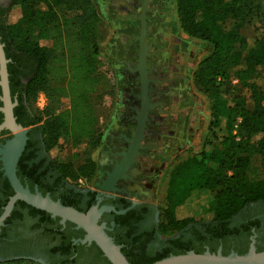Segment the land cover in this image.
<instances>
[{
  "label": "trees",
  "instance_id": "obj_1",
  "mask_svg": "<svg viewBox=\"0 0 264 264\" xmlns=\"http://www.w3.org/2000/svg\"><path fill=\"white\" fill-rule=\"evenodd\" d=\"M176 4L184 33L213 47L200 62L198 78L211 102V124L217 126L224 120L226 135L205 142L198 152L172 168L160 218L162 234L178 233L197 221L188 211V204L205 192H213L214 197L202 221L227 222L249 204L264 201V91L255 80L259 67L264 65V0H177ZM12 6H19L20 11L2 19L0 39L10 59L12 95L19 93L18 106L28 115L22 118L16 111L18 122L39 132L46 159L64 185L71 184L69 180L93 177L95 163L89 157L88 146L98 144L102 133L92 99L105 88L101 82L105 77L99 71L97 7L93 0H12ZM251 25L254 31L249 35ZM18 76L27 79L22 88L17 86ZM51 81L57 83L53 91ZM51 92L67 97V107L51 111ZM40 94L46 96L47 103L34 112L31 104ZM64 141L76 150L61 161L58 156ZM81 156L84 161L76 165ZM23 158L18 163L20 179L44 176L39 166L24 167ZM0 180L5 187L1 214L14 192L2 171ZM39 185L43 194L50 192L55 197L54 188ZM62 203L78 207L75 200L65 197ZM115 242L124 245L122 252L131 264H152L194 248L174 240L164 254L144 263L133 259L122 237ZM193 251L204 252L202 247Z\"/></svg>",
  "mask_w": 264,
  "mask_h": 264
},
{
  "label": "flooded vegetation",
  "instance_id": "obj_2",
  "mask_svg": "<svg viewBox=\"0 0 264 264\" xmlns=\"http://www.w3.org/2000/svg\"><path fill=\"white\" fill-rule=\"evenodd\" d=\"M142 3L143 0H105L107 8L102 11L103 14H108L113 25L110 51L105 56L114 71L117 84L115 111L110 121L112 122L111 127L116 129L114 132L117 134L107 156L104 157L103 161L106 166L96 173L94 187L64 185L55 175L49 159H46V153L37 130H29L28 140L20 159L25 157L23 166L27 169L39 166L38 171H41L44 176L34 177L32 180L25 177L20 180L24 186L29 187L32 191L38 190L42 194L39 184L43 187L54 188L55 200L62 202V197L75 200L78 205L75 208L83 212H87L94 206L98 208L102 206L114 207L117 212H103L99 223L107 226V232L114 240L122 237L125 242L127 241L126 249L137 262L145 263L161 256L174 240L192 244L193 250L202 247L204 252H211L213 248L214 253L221 251L223 254L225 252L227 254L232 252L244 254L250 250L252 244L256 251H263L264 201L249 204L227 222H210L198 219L174 235L165 236L160 231V209L155 202L148 199L146 187L143 186L144 182H149L152 179L151 174L148 171L143 173V170L136 173L134 167H140L141 159L148 157L147 152L155 151L156 146L159 147V143L166 139L164 136L163 139L157 140L156 144L151 143L150 139L153 137L157 123L164 129L168 127L172 129L175 126L182 127L179 117L188 104L181 93L187 94L192 89L188 87L192 76L189 71L185 72L179 66L174 65L177 58V51L173 49L174 38L179 39V36L173 29L172 31L166 30L169 25H172V21L168 19L167 15L169 12L165 10L163 3H154V0H149L146 12V43L150 46L148 50L150 55L147 56V71L150 79L148 87L150 102L162 103L163 107L161 109L160 106H157L150 110V120L143 141L146 148L140 150L141 154L128 170L129 177L116 183L119 191L105 192L99 188L107 177V171H111L116 162L121 161L122 156L118 153L128 149L127 138L132 137L137 124V120L134 118L137 114L135 109L141 108V99L139 98L142 92L141 75L140 71L135 70L139 64L140 45L136 38L140 34L141 23L135 16L141 14ZM12 7V0H0V26L2 19L8 16ZM156 18L159 20L155 21ZM161 24L168 25L164 29H159L158 26ZM3 44L5 49V43ZM8 60L9 64L10 59ZM18 77L17 86L22 88L27 79ZM14 87L16 88V84ZM10 89L13 102L17 101L14 106L15 117V112L18 111L22 118H27L25 109L18 106L19 93L15 96L12 95L11 82ZM168 89L171 91L174 89L176 94L173 97L169 96ZM1 95L0 87V107L3 106ZM0 117V124H2L4 121L2 111H0ZM16 120L18 122L17 117ZM162 120H165V125L161 124ZM172 122L174 124L170 126ZM11 137L12 133L9 130H1L0 148ZM147 161L149 160L147 159ZM0 171L4 176L1 160ZM4 188V184L0 180V200L5 198ZM11 192H14L13 188ZM47 194L55 198L50 192L44 195ZM11 196L9 195V197ZM27 205L24 201L18 200L11 214L0 225V260L27 258L42 264H112L104 254H101V249L94 242L90 244L80 242V239L85 236L83 229L77 228L70 221L62 223L60 217H53L51 214L48 216L35 210V207ZM123 247L124 245H122Z\"/></svg>",
  "mask_w": 264,
  "mask_h": 264
},
{
  "label": "rangeland",
  "instance_id": "obj_3",
  "mask_svg": "<svg viewBox=\"0 0 264 264\" xmlns=\"http://www.w3.org/2000/svg\"><path fill=\"white\" fill-rule=\"evenodd\" d=\"M97 10L100 14L99 22V40L100 53H101V65L100 72L103 73L105 78L101 79L102 85L105 86L104 90H101L94 94L92 102L95 109V112L99 118L98 127L102 133L101 141L95 146H88L89 157L95 163V175L93 177H81L77 180H69L73 185L79 187H94L96 173L100 172L104 168V157L107 156L109 148L112 147V143L115 140L116 129L111 127L110 122L115 111V99L117 96V84L116 78L114 76V71L112 70L107 57L105 54H109L110 51V42L113 37L112 24L109 20L106 13H102L104 9L107 8L105 0H93ZM163 3L165 10L169 13L168 19L172 21V25H169V28H166L165 24L158 26L159 29L166 28L167 31H175L179 36V39L174 38V47L173 49L177 51V58L175 59L176 66H179L181 70L191 73V80L189 81L188 87L192 88L190 91L185 94L181 93L184 100L187 102L188 106L183 110L181 117H179V122L182 127H172L164 129L160 124H156L154 129L153 137H151V143L156 144L157 140L164 139V142H158L159 147L156 146L155 151L147 152L148 157L141 159L140 167H134L135 172H140L143 170V173L148 171L151 174L149 182H144L146 187V192L148 194V199L155 202L160 209V214L162 216L163 209L166 205V190L168 186V181L170 178V172L172 168L179 162L188 158L192 154L198 152L203 144L214 138H220L226 135L225 122H221L217 126H212L211 124V102L210 99L203 93L201 85L199 84L198 71L200 68V62L212 52V45L209 42L203 41L202 39L191 37L188 34L184 33L181 28V22L177 14V0H154V3ZM19 6H13L9 15H16L19 13ZM107 11V10H106ZM159 18H156L155 21H158ZM258 26V24H256ZM259 27V26H258ZM254 31V25L248 27V34ZM263 31V30H262ZM260 29V32H262ZM252 38L250 42L252 44ZM256 82L260 88L264 91V65L260 66L255 77ZM237 80L234 79L233 83H236ZM240 86V85H239ZM57 87V83L54 81L50 82V88L54 89ZM168 88V86H167ZM239 88V87H238ZM172 92V93H171ZM50 106L51 111L59 110V108H65L69 104V100L65 96H57L50 93ZM169 96L173 97L176 94L174 89L171 91L168 89ZM47 103V98L44 94H40L36 103L31 104L34 112H37L38 109H43ZM46 116V112L43 113ZM185 115V116H184ZM156 118L158 115L156 114ZM165 120L161 121L162 125ZM44 123V121H43ZM174 122L170 126H173ZM169 126V125H168ZM172 130V131H171ZM178 138V139H177ZM69 141H64L63 149L59 160H65L71 152L75 151L69 146ZM58 152V151H57ZM56 150L52 154L55 156ZM147 159L149 161H147ZM84 161V156H81L76 161V165L81 164ZM213 192H205L200 195L195 196L188 204V211L192 214L195 219H202L209 209L213 205ZM187 209V208H186ZM185 209V210H186ZM188 212V213H189ZM189 213V214H190ZM182 216V214H181ZM162 218V217H160ZM162 222V220L160 221ZM177 231H169L164 233L165 236H170L175 234ZM0 264H42L33 259H13V260H0Z\"/></svg>",
  "mask_w": 264,
  "mask_h": 264
},
{
  "label": "water",
  "instance_id": "obj_4",
  "mask_svg": "<svg viewBox=\"0 0 264 264\" xmlns=\"http://www.w3.org/2000/svg\"><path fill=\"white\" fill-rule=\"evenodd\" d=\"M149 0H143L142 12L139 16H135L141 23L140 34L137 36L140 45L139 64L135 69L140 71V80L142 84V92L139 95L141 99V108L135 109L137 114L134 118L137 120L135 131L132 137L127 138L129 142L128 149L118 153L122 156L121 161H117L115 167L111 171H107V177L99 186L101 191L117 192L119 188L116 183L119 180H125L129 177L128 170L136 162L137 157L141 154V149L146 148L143 144L144 133L148 127L150 110L157 106L163 107L162 103H152L149 97V81L147 71V56L150 55V46L146 43L147 36V10ZM8 58L6 57L4 44L0 40V87L2 89L1 100L3 106L0 111L4 114V121L0 124V132L7 129L12 133V137L6 141L4 146L0 148V160L3 163L4 176L7 177L10 185L14 190V194L9 198L4 210L0 216V225L11 214L18 200L46 211L53 217H60L62 223L70 221L77 228L85 231L84 238L80 239L82 243L94 242L103 252L104 256L112 264H131L122 252V245L117 244L114 238L107 232V226L100 224L99 219L103 212L117 210L112 206H102L98 208L94 206L87 212L78 210L73 206L63 204L60 200L53 199L49 194L44 195L40 191H32L29 187L24 186L18 177V162L25 149L29 127L19 124L14 115V106L17 101L13 102L10 89V80L8 72ZM152 264H264V250L256 251L252 244L250 250L244 254L232 252L224 255L221 251L212 253L205 251L196 253L191 250L183 254H172Z\"/></svg>",
  "mask_w": 264,
  "mask_h": 264
},
{
  "label": "crops",
  "instance_id": "obj_5",
  "mask_svg": "<svg viewBox=\"0 0 264 264\" xmlns=\"http://www.w3.org/2000/svg\"><path fill=\"white\" fill-rule=\"evenodd\" d=\"M115 16V15H114ZM106 17H108L109 18V16H108V14H107V16Z\"/></svg>",
  "mask_w": 264,
  "mask_h": 264
}]
</instances>
